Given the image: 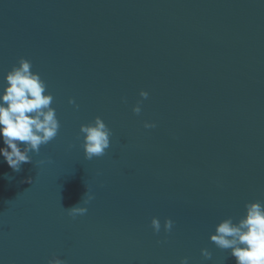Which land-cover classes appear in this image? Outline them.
Masks as SVG:
<instances>
[{
    "label": "water",
    "instance_id": "water-1",
    "mask_svg": "<svg viewBox=\"0 0 264 264\" xmlns=\"http://www.w3.org/2000/svg\"><path fill=\"white\" fill-rule=\"evenodd\" d=\"M21 57L60 129L19 172L0 157V264H236L209 237L264 203V0H0V83ZM97 116L111 146L87 160Z\"/></svg>",
    "mask_w": 264,
    "mask_h": 264
},
{
    "label": "clouds",
    "instance_id": "clouds-1",
    "mask_svg": "<svg viewBox=\"0 0 264 264\" xmlns=\"http://www.w3.org/2000/svg\"><path fill=\"white\" fill-rule=\"evenodd\" d=\"M17 64L0 83V143L3 145L0 147V157L13 172H19L22 165L32 163V154H39L41 146L51 142L60 129L56 109L52 107L54 97L48 92L47 84L39 73L31 70L30 60L21 57ZM139 96L141 100L132 108L137 116L142 111V101L148 99L149 93L141 90ZM68 103L79 108L73 99H69ZM156 126L154 122L143 123L144 129H154ZM79 133L77 139L81 140L87 160L104 156L111 146L112 131L99 116L81 125ZM44 162L40 160L37 164ZM28 182L31 183V180ZM92 199L94 196L87 189L81 201L65 211L73 219L83 216L88 208L80 205H87ZM150 227L154 234H159L160 220L153 217ZM173 227L174 221L165 219L164 233H171ZM209 240L217 248L229 250L236 264H264V203L256 201L245 204L243 217L236 223L232 218L218 223ZM201 256L205 260L212 258L206 248L201 249ZM47 264H65V261L53 255ZM180 264H189L188 258L181 259Z\"/></svg>",
    "mask_w": 264,
    "mask_h": 264
}]
</instances>
